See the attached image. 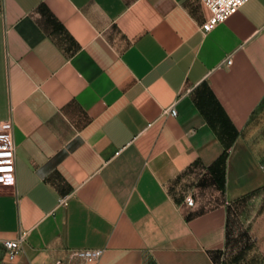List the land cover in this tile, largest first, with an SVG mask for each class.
I'll list each match as a JSON object with an SVG mask.
<instances>
[{
    "label": "crops",
    "instance_id": "1",
    "mask_svg": "<svg viewBox=\"0 0 264 264\" xmlns=\"http://www.w3.org/2000/svg\"><path fill=\"white\" fill-rule=\"evenodd\" d=\"M208 16L200 0H0L16 145L0 264H236L249 208L264 264V150L246 131L264 110V0L203 34Z\"/></svg>",
    "mask_w": 264,
    "mask_h": 264
},
{
    "label": "built area",
    "instance_id": "2",
    "mask_svg": "<svg viewBox=\"0 0 264 264\" xmlns=\"http://www.w3.org/2000/svg\"><path fill=\"white\" fill-rule=\"evenodd\" d=\"M208 9L209 16L205 22L200 25L199 29L203 34L208 33L218 24L225 21L229 16L234 14L248 0H200ZM225 64L231 63V58L225 59ZM171 115L176 111L171 106L167 109ZM14 123L12 118L0 119V185H15L16 180V145L13 137ZM63 202V201H61ZM188 205L192 204V199L186 200ZM26 237V232H20L15 239L4 240L2 245L5 247L9 259H14L21 251V245ZM101 248H80L74 251V254L86 262H94L103 254ZM49 264H59L57 262Z\"/></svg>",
    "mask_w": 264,
    "mask_h": 264
},
{
    "label": "rangeland",
    "instance_id": "3",
    "mask_svg": "<svg viewBox=\"0 0 264 264\" xmlns=\"http://www.w3.org/2000/svg\"><path fill=\"white\" fill-rule=\"evenodd\" d=\"M246 131L250 140L264 150V110H258L252 115L246 126ZM244 212H246L245 215ZM244 212L242 217H240L242 223L238 222L236 225V232L239 245L245 246L239 251V263L236 264H258L263 260V257L255 248L251 224L248 225L245 220V216L247 218L251 216L252 209L249 208Z\"/></svg>",
    "mask_w": 264,
    "mask_h": 264
},
{
    "label": "trees",
    "instance_id": "4",
    "mask_svg": "<svg viewBox=\"0 0 264 264\" xmlns=\"http://www.w3.org/2000/svg\"><path fill=\"white\" fill-rule=\"evenodd\" d=\"M235 260H236V258H235Z\"/></svg>",
    "mask_w": 264,
    "mask_h": 264
}]
</instances>
